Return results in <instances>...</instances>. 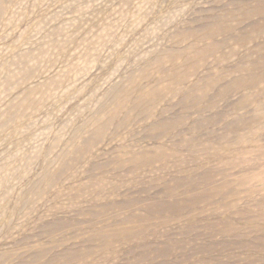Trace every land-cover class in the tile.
I'll use <instances>...</instances> for the list:
<instances>
[{"label":"rangeland","instance_id":"obj_1","mask_svg":"<svg viewBox=\"0 0 264 264\" xmlns=\"http://www.w3.org/2000/svg\"><path fill=\"white\" fill-rule=\"evenodd\" d=\"M263 32L260 0H0V264H264Z\"/></svg>","mask_w":264,"mask_h":264},{"label":"bare ground","instance_id":"obj_2","mask_svg":"<svg viewBox=\"0 0 264 264\" xmlns=\"http://www.w3.org/2000/svg\"><path fill=\"white\" fill-rule=\"evenodd\" d=\"M256 1V0H255ZM260 2L261 3H264V0H260ZM257 3V2H256ZM259 4V3H258ZM263 12V11H262ZM260 16V15H259ZM259 18V17H258ZM218 32H216V33H214V32H207L206 33V36L208 37V38H210V39H213V36H215V35H218L217 34ZM264 33V32H263ZM247 34V33H246ZM257 34V33H256ZM225 35V34H224ZM227 35V34H226ZM228 36V35H227ZM259 36V35H258ZM257 36V37H258ZM197 37V36H196ZM221 37V36H220ZM234 37H236V36H234ZM248 37H250V36H248ZM198 38V37H197ZM201 39H202V37H200ZM200 38H198V40L200 39ZM247 38V37H246ZM255 38H256V36H255ZM200 39V40H201ZM238 39V38H237ZM261 39V38H260ZM232 40V39H231ZM240 40V39H239ZM190 41V40H189ZM202 41V40H201ZM204 41H205V39H204ZM230 41V40H229ZM247 41V40H246ZM245 41V42H246ZM216 43V42H215ZM236 43V42H235ZM221 43H216V44H214V48H221L222 47V45H220ZM233 45V44H232ZM194 46V45H193ZM198 46V45H197ZM224 46V45H223ZM232 47V46H231ZM195 48V47H194ZM206 49V48H205ZM207 51V53H210V51H211V49L210 50H206ZM197 53L198 54H200L201 53V51H197ZM234 53V52H233ZM233 55V54H232ZM203 58H205V57H203ZM204 60H206V59H204ZM242 73V72H241ZM244 73V72H243ZM249 80H253V78L249 75ZM186 82V81H185ZM193 90V93H192V95L194 94V92H195V89H192ZM192 95H190V97L192 96ZM140 96H142V94L140 95ZM138 101H140V100H138ZM192 126V125H191ZM242 135V134H241ZM252 143V142H251ZM246 157V156H245ZM149 162V161H148Z\"/></svg>","mask_w":264,"mask_h":264}]
</instances>
